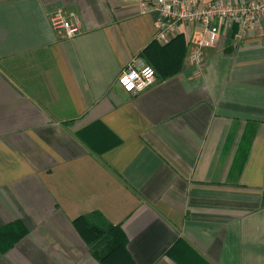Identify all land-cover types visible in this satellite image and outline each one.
I'll list each match as a JSON object with an SVG mask.
<instances>
[{
  "label": "crops",
  "instance_id": "obj_1",
  "mask_svg": "<svg viewBox=\"0 0 264 264\" xmlns=\"http://www.w3.org/2000/svg\"><path fill=\"white\" fill-rule=\"evenodd\" d=\"M219 25L196 68L180 24L165 76L141 0H0V264H264V17ZM136 56L155 82L132 94ZM83 216L124 248L99 260Z\"/></svg>",
  "mask_w": 264,
  "mask_h": 264
},
{
  "label": "built area",
  "instance_id": "obj_2",
  "mask_svg": "<svg viewBox=\"0 0 264 264\" xmlns=\"http://www.w3.org/2000/svg\"><path fill=\"white\" fill-rule=\"evenodd\" d=\"M141 0L147 11L157 12V31L154 39L164 44L177 33L180 24L196 23L201 36L187 55L189 65L199 67L203 60V49L213 46L220 33L221 22H235L239 32L250 30L264 17V0ZM49 22L66 37L75 36L81 28L77 13L65 14L54 10ZM240 33L238 34L240 36ZM117 81L127 92L137 94L155 82V70L141 57L136 56L120 71Z\"/></svg>",
  "mask_w": 264,
  "mask_h": 264
},
{
  "label": "trees",
  "instance_id": "obj_3",
  "mask_svg": "<svg viewBox=\"0 0 264 264\" xmlns=\"http://www.w3.org/2000/svg\"><path fill=\"white\" fill-rule=\"evenodd\" d=\"M173 39L167 41L164 44L158 43L154 40L155 43L160 45V51L167 55V59H160L161 71L162 75L171 74L176 71L181 64V51L180 55L177 56L172 52H169L167 46L170 45ZM177 48H180V44L177 43ZM143 58V57H142ZM170 60H173L171 62ZM154 69V68H153ZM94 215H99L98 213H94ZM77 226L90 243L97 241L100 243L101 247L99 252H96L95 255L99 258V260L107 259L111 254L117 252L118 250H122L124 248V241L122 238L121 230L119 226L109 224L100 219L99 223L95 222L91 217H80L77 220Z\"/></svg>",
  "mask_w": 264,
  "mask_h": 264
}]
</instances>
